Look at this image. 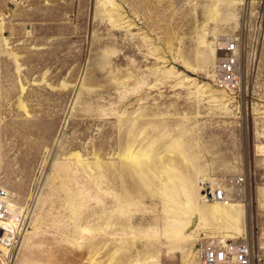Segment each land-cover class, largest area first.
Returning <instances> with one entry per match:
<instances>
[{"label": "rangeland", "instance_id": "rangeland-1", "mask_svg": "<svg viewBox=\"0 0 264 264\" xmlns=\"http://www.w3.org/2000/svg\"><path fill=\"white\" fill-rule=\"evenodd\" d=\"M0 192L6 264H199L213 237L264 264V0H0Z\"/></svg>", "mask_w": 264, "mask_h": 264}, {"label": "built area", "instance_id": "built-area-1", "mask_svg": "<svg viewBox=\"0 0 264 264\" xmlns=\"http://www.w3.org/2000/svg\"><path fill=\"white\" fill-rule=\"evenodd\" d=\"M238 52V40L230 39L222 44L215 77L218 87L223 90L235 89L238 86ZM242 184L243 180L240 177H231L224 185L217 186L213 193L206 194L202 191L203 198L221 203L229 202L235 199L237 189ZM233 189L236 191L234 195ZM5 202V194L0 192V248H10L14 244L11 227L7 222L9 210ZM196 258L199 264H253L252 251L248 243L220 237L200 242L196 248Z\"/></svg>", "mask_w": 264, "mask_h": 264}, {"label": "bare ground", "instance_id": "bare-ground-1", "mask_svg": "<svg viewBox=\"0 0 264 264\" xmlns=\"http://www.w3.org/2000/svg\"><path fill=\"white\" fill-rule=\"evenodd\" d=\"M208 184L209 185L207 186V189L205 188L203 191H205L206 194L213 193L215 188L217 187L216 183L210 182ZM202 198H203V194H202ZM205 201L214 203V205L209 207L208 212L215 218L217 223L226 222L229 219V217H231V215L235 213L237 210L235 204H231L227 202L221 203L217 201H212L210 199H206ZM5 203H6V208L8 210H12V205L8 202V200H6ZM5 253L7 252L4 249L0 248V262L3 261L4 264L7 263L6 261L8 259V257H4Z\"/></svg>", "mask_w": 264, "mask_h": 264}]
</instances>
